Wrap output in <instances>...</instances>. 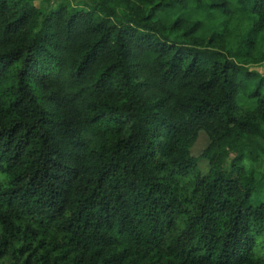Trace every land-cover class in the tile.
Returning <instances> with one entry per match:
<instances>
[{
	"label": "trees",
	"instance_id": "trees-1",
	"mask_svg": "<svg viewBox=\"0 0 264 264\" xmlns=\"http://www.w3.org/2000/svg\"><path fill=\"white\" fill-rule=\"evenodd\" d=\"M84 1L0 0V264H264V0Z\"/></svg>",
	"mask_w": 264,
	"mask_h": 264
},
{
	"label": "rangeland",
	"instance_id": "rangeland-1",
	"mask_svg": "<svg viewBox=\"0 0 264 264\" xmlns=\"http://www.w3.org/2000/svg\"><path fill=\"white\" fill-rule=\"evenodd\" d=\"M73 6L78 5V6H83L84 4V0H68ZM31 2L37 7V8H42V9H46L50 4L52 5V7L56 6V4L58 2H60V0H31ZM235 61L239 64H243L244 61L241 57H238L235 59ZM247 69H249L250 71H255L257 73H259L261 76H264V62L260 63V64H256V65H252V64H248ZM243 106L245 108H248L250 106H252V104L254 103L253 101L247 100V99H243ZM208 144V140L206 138V136L204 134H199L197 137L196 142L194 143L193 147L191 148V154L195 157L200 156V154L202 153V151L205 149V147ZM247 165V163H246ZM199 169L200 172L202 174H205L207 172V164L205 161H200L199 162ZM262 169L264 170V166L262 167ZM262 198H264V196L262 195Z\"/></svg>",
	"mask_w": 264,
	"mask_h": 264
}]
</instances>
